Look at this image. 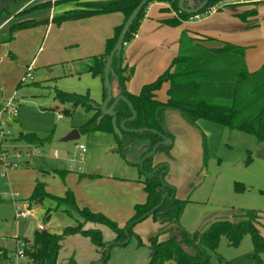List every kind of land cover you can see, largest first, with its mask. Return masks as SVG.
Returning <instances> with one entry per match:
<instances>
[{
    "label": "rangeland",
    "instance_id": "374dc122",
    "mask_svg": "<svg viewBox=\"0 0 264 264\" xmlns=\"http://www.w3.org/2000/svg\"><path fill=\"white\" fill-rule=\"evenodd\" d=\"M39 1L45 0H14L0 14V251L6 253V256L0 255V264H27L18 254V244L24 238L29 240L36 222L31 217H17V214L27 208H39L37 213L42 217V211L53 205L45 200L40 206H28L27 200L36 183L57 198L64 197L69 190L78 208L99 212L119 227L132 216L134 205L145 201L139 182L142 177L135 166L126 162H140L137 147L122 155L115 137L103 132L80 135L76 141H63L88 120L91 112L77 108L71 115L63 114L62 109H70V105L58 104L54 99L55 90L87 93L92 101L101 103L103 80L87 72V68L90 57L102 55L105 48L94 49L89 45L91 34H85L86 29L71 22L21 29L9 37L8 28L16 21L43 19L75 8L73 2H62L51 10L15 17L25 2ZM239 1L222 0L198 19L189 21V25L162 24L161 28L168 32V45H152V50L140 56L137 64H131L130 88L134 93L156 77L153 60L165 54L167 48L174 47L173 36L174 39L178 37L182 28L198 32L197 27H204L208 36H225L244 47H264V0H254L257 16L256 21L251 22L257 23L256 27H248L251 22L243 23L236 15L245 9L237 4ZM152 3L154 1L148 6ZM189 4L192 5L193 0H189ZM224 4L236 5L217 10ZM152 6L148 14L153 20L160 18L154 16L159 11L158 6ZM166 13H161L162 18H167ZM12 104H17L14 117L3 111L5 106L8 110ZM169 120L173 130L171 150L168 156L158 152L155 159L161 157L167 166L165 180L174 187L176 196L188 199L180 226L193 232L216 220L235 222L241 212L254 210L259 212L256 228L264 238V143L247 133L205 120L197 121L196 126L187 124L178 114ZM21 134H35L40 138L49 135L50 142L36 148L17 141ZM77 145L84 147L81 159L75 149ZM43 223L49 232L58 233L75 222L61 211H52L48 221ZM156 225L152 220L138 223L134 231L144 240L143 245L137 247L134 239L125 245H110L105 263L99 261L100 254L87 238L65 237L56 264H146L145 239L156 232ZM86 228L99 229L106 245L112 244L114 235L107 227L87 224ZM209 256L211 264H217L218 257L231 264H264V252L255 257L248 235L237 247L229 246L222 237L216 251Z\"/></svg>",
    "mask_w": 264,
    "mask_h": 264
},
{
    "label": "trees",
    "instance_id": "16d2710c",
    "mask_svg": "<svg viewBox=\"0 0 264 264\" xmlns=\"http://www.w3.org/2000/svg\"><path fill=\"white\" fill-rule=\"evenodd\" d=\"M140 1L47 0L38 2L20 10L15 17L23 18L40 10H50L62 2H73L75 8L51 16L50 19L28 18L16 21L9 26L8 36L11 37L18 30L38 25L49 23L60 25L97 15L119 13L123 17L122 23L114 28L113 35L105 41L104 53L92 57V65L87 69V72L103 80L105 58L113 48L126 19ZM152 1L167 6L160 11H171L174 14L159 20L164 25L178 26L194 16L180 12L177 7L178 0H149L129 27L123 45L134 38L145 16L146 8ZM221 1L209 0L203 10L196 15L208 11ZM200 2L201 0H193V4L190 5L189 0H186L184 6L193 8ZM232 5L236 4H224L217 10ZM243 5L248 8L236 14L240 20L243 23H248L250 19L256 20L257 2ZM256 26L255 22L248 24V27ZM245 50L246 48L241 45L218 41L207 36L196 37L188 31H181L177 52L167 68L152 82L142 85L137 94L127 91L126 84L132 75V68L128 69L121 51L118 56L113 57L111 68L119 87V95L129 101L136 116L133 120H129L132 116L130 110L123 101H118L114 107L115 126L119 129L120 122L124 121V128L127 130L146 128L173 141V137L164 129V112L174 111L191 126H196L199 120H205L230 130L247 133L258 142L264 143V62L258 69L249 71L244 59ZM163 85H166V100L160 101L156 93ZM104 97L103 87L102 100ZM54 99L60 105H70V109H62L61 112L65 115H71L77 108L91 112L88 120L76 128L79 135H92L95 132L110 133L115 137L122 155L128 149L137 147L138 159L141 160L162 141L157 134L149 131L131 133L120 130V137H118L113 131L110 116H103L98 120L101 114L99 105L93 102L87 93L81 95L55 90ZM112 101L113 99L110 103ZM16 140L39 148L49 144L50 136L40 138L35 134H21ZM170 150L171 144L158 146L156 153L161 152L168 156ZM153 157L144 159L141 164L125 160L135 166L139 176L142 177L139 182L142 184L145 201L134 205L132 216L122 227L101 213L87 208H78L69 190L65 192L64 197L57 198L47 194L42 184L36 183L27 200L28 206H40L45 200L53 204L52 207L44 210L42 221L47 222L52 211H61L70 216L75 223L65 226L60 233L35 229L31 240L22 239L21 241L25 244L22 257L27 260V264H56L61 242L65 237L72 235L87 238L100 254L99 261L105 263L108 259V251L105 249L106 242L102 240L100 230L86 228L85 225L90 223L107 227L114 235L111 245L121 246L118 243H122L128 236L129 241L134 239L138 247L142 246L143 242L133 229L138 223L148 218L159 227L155 233L146 238L148 248L146 264H165L169 261L175 264H211L209 253L216 251L222 237L227 240L229 246L237 247L242 238L248 235L255 257L264 252V238L256 228L259 212L254 210L241 212L238 215L239 219L235 222L216 220L205 228L193 232L181 227L179 220L188 199L181 200L175 197L174 187L165 181L167 166L164 163L154 164ZM162 198L163 201L160 203ZM163 236L165 237L162 238ZM217 262V264H231L220 257L217 258Z\"/></svg>",
    "mask_w": 264,
    "mask_h": 264
},
{
    "label": "crops",
    "instance_id": "0c3cea01",
    "mask_svg": "<svg viewBox=\"0 0 264 264\" xmlns=\"http://www.w3.org/2000/svg\"><path fill=\"white\" fill-rule=\"evenodd\" d=\"M45 1H47V0H45ZM39 2H44V1H39ZM250 2L252 3V2H255V1L254 0H240L237 4L243 6L245 9H247L248 7H246L243 4L244 3H250ZM32 4H35V3L34 2H31V3L25 2L22 5L20 10H22V9L26 8L27 6H30ZM151 6L152 7H157L158 6V10L159 11L154 16L160 17V18H157V19L153 20L151 15L148 14V10L150 11L149 7H151ZM166 7H167L166 5L157 3L155 1L150 6H148L146 8V11H145V16H144L143 20L140 22V25H139V27L137 29V32H136L134 38L129 43H126V44L123 45V47H122V55H123L125 63L128 66V69L131 68V64H137V62L139 60H141L140 56H145V54L148 51L152 50V49H150V47L152 45L156 44V45H158V47H162L165 44L168 45L167 39H166V35L168 34V32H167V30H164L163 28H161L162 23L159 22V20L163 19L162 18L163 14H161V13H164V11H160V9L161 8H166ZM165 12H167L166 13L167 14V18L174 15L173 12H171V11H165ZM45 18H49L50 19L51 15L49 17H45ZM164 18H166V17H164ZM255 19H256V17H255ZM191 20H193V19H189L188 21H183L180 24V26L189 25L191 23L189 21H191ZM122 21H123V17H122L121 14L112 13V14H107V15H97V16H93V17H90V18L81 19V20H75V21H69V22L76 23V24L78 23L77 25H79L80 29H86L84 31V33L85 34H88V33L91 34V41H90L89 45H91L94 49L97 50V49L102 48L103 46L105 48V41L113 35L114 28L116 26L120 25L122 23ZM251 21H253V19H250V22ZM48 26H49V24H48ZM257 26H258V24H257ZM197 29L200 30V31L196 32V31H192V30H190L188 28H182L181 31H188V33H190V34H192L193 36H196V37L207 36V37L213 38V39L218 40V41H224V42L233 43L232 41H230V39H227V38L225 39V36H223V37H221V35H218L217 37L208 36L207 35L208 31L204 27H197ZM81 31H83V30H81ZM90 31H93V32H90ZM181 31H180V33H181ZM204 32H207V33H204ZM81 34H83V33H81ZM179 36H180V34L175 39H174V36H173V41L172 42L174 44V47H172V49L167 48V52L165 54H162L160 58L157 57V58H155L153 60L154 61V63H153L154 64L153 65V71H154L153 75L154 76L156 74H157L156 77L158 75H160L167 68V66L169 65L170 60L172 59V57L175 56V54L177 52V49H178V43L177 42L179 40ZM221 38H224V39H221ZM176 39H177V41H176ZM225 40H227V41H225ZM234 44H236V43H234ZM245 46H247V47H245L246 50H245V54H244L246 67H247V69L249 71H254V70L258 69L262 65V63L264 62V47H262L261 45L260 46H254V47H253V45H245ZM134 48H136V49H134ZM153 48H155V47H153ZM136 52H137L138 56H137ZM135 56H136V58H135ZM91 58L92 57H90V65L89 66L92 65ZM135 60H137V61H135ZM89 66H88V68H89ZM131 78H132V75H131L129 81L127 82V84H126L127 91L129 93H132V94H137L139 89H140V87L142 85H144V84H147V83L142 84L139 87V89L137 90V92L134 93V91L130 88L131 87L130 86L131 85L130 84L131 83ZM152 81H150V82H152ZM150 82H148V83H150ZM111 87H112V96L113 97L118 96L119 95V87H118V84L116 83L114 78L111 79ZM156 96H157V99L160 100V101H165L166 100V85L162 86V88L156 93ZM102 101L103 100L101 98V103H102ZM93 102H95V101H93ZM101 103H96V104H98L100 106ZM174 114H178V113H176L174 111H165L164 112V129L170 135L173 134V130H172L171 126L169 125V122H170L169 118L174 116ZM156 154L153 157V163L154 164L163 163L161 161V157L155 159ZM166 182L169 183L168 181H166ZM175 197L178 198L176 196V192H175ZM178 199H180V198H178ZM181 200H183V199H181ZM35 207H37V206H35ZM31 209H33V208H31ZM37 210L33 209L34 216L31 217V218H33L36 223L38 221L43 223L42 218H43V215H44V210L42 211L43 212L42 213V217L38 216ZM148 220H151V219L148 218V219H146L144 221H148ZM86 225H85V227H86ZM35 229L36 228H34V230ZM45 230H48L47 226L45 227ZM133 231H134V229H133ZM60 232L61 231H59L58 233H60ZM151 234H153V233H150V235ZM32 236H33V234H32ZM32 236L30 238H28V239L31 240ZM164 237L165 236H163L162 238H164ZM141 240H142V238H141ZM142 242L144 243V240H142ZM145 243H146V239H145ZM0 255L6 256L4 251H0Z\"/></svg>",
    "mask_w": 264,
    "mask_h": 264
},
{
    "label": "water",
    "instance_id": "95a60500",
    "mask_svg": "<svg viewBox=\"0 0 264 264\" xmlns=\"http://www.w3.org/2000/svg\"><path fill=\"white\" fill-rule=\"evenodd\" d=\"M13 1L14 0H0V13L3 12V10L5 8H7ZM148 1L149 0H141L139 2V4L133 9L131 14L126 19L118 37H117V40H116L113 48L111 49V51L109 52V54L105 58L104 66H103V86L105 89V97H104L101 105L98 107V109L100 110V113H101L100 116L98 117V120H100L103 116H110L112 118L111 124H112L113 131L118 137H120V130L131 132V133H141V132L149 131L151 133L157 134L162 139L161 142H159L157 145H155L152 148V150L140 160V162H139L140 164L144 159L153 157L156 154V150H157L158 146L170 145L171 140L169 138L165 137L164 135H161L160 133L154 131V130H150V129H146V128H140V129H136V130H127L124 128V121L120 122L119 129L115 126L114 107L118 101H123L127 105L128 109L130 110L132 116L129 118V120H133L136 116V113L134 112L132 106L130 105L129 101L126 98H124L121 95H118L116 97L112 96L111 79L114 78V74H113V71L111 68V63H112L113 57L118 56L120 54V52L122 51L123 41H124L125 35L129 29V27L132 25L136 16L140 12V10L147 4ZM185 1L186 0H178V2H177L178 10L182 13L187 14V15H194V16L196 14H198L200 11H202L203 8L209 2V0H201V2L196 7L186 8L184 6ZM111 99H113V101L110 103ZM79 136L80 135H79L78 131L76 129H74L67 136H65L63 138V141L64 142L76 141L79 138ZM163 198H162L160 203H162ZM128 241H129V238H128V236H126V239L122 243H118V244L119 245H125ZM110 245L111 244H107L105 246V249L107 251H108V248L110 247ZM99 264H101V262H99Z\"/></svg>",
    "mask_w": 264,
    "mask_h": 264
},
{
    "label": "built area",
    "instance_id": "2783aa9c",
    "mask_svg": "<svg viewBox=\"0 0 264 264\" xmlns=\"http://www.w3.org/2000/svg\"><path fill=\"white\" fill-rule=\"evenodd\" d=\"M199 18V15H195V16H193L192 18H190V19H198ZM29 79H31L30 77H28ZM11 107L7 110L6 109V106H5V108L3 109V111L4 112H6L7 111V113L10 115V116H12V117H14L15 115H16V109H17V104H12V105H10ZM1 136V135H0ZM75 149L79 152V159H81L82 158V153L84 152V147H83V145H77L76 147H75ZM54 156H55V154H54ZM34 216V211H33V209H25V210H23V211H21V212H19L18 214H17V217H23V218H27V217H33ZM36 230H38V231H42V230H45V226H44V224L42 223V222H40V221H38L37 223H36ZM24 246H25V244L21 241L19 244H18V247H19V255L20 256H22V251H23V248H24Z\"/></svg>",
    "mask_w": 264,
    "mask_h": 264
}]
</instances>
